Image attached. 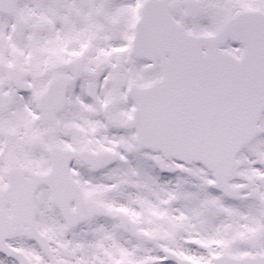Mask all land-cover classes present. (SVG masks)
<instances>
[{
    "label": "snow or ice",
    "instance_id": "6c2138e0",
    "mask_svg": "<svg viewBox=\"0 0 264 264\" xmlns=\"http://www.w3.org/2000/svg\"><path fill=\"white\" fill-rule=\"evenodd\" d=\"M0 264H264V0H0Z\"/></svg>",
    "mask_w": 264,
    "mask_h": 264
}]
</instances>
